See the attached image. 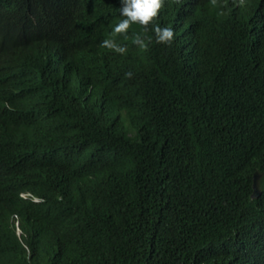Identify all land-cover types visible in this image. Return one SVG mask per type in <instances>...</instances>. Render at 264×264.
I'll use <instances>...</instances> for the list:
<instances>
[{
	"label": "trees",
	"instance_id": "1",
	"mask_svg": "<svg viewBox=\"0 0 264 264\" xmlns=\"http://www.w3.org/2000/svg\"><path fill=\"white\" fill-rule=\"evenodd\" d=\"M119 7L0 0V264H264V0Z\"/></svg>",
	"mask_w": 264,
	"mask_h": 264
},
{
	"label": "clouds",
	"instance_id": "2",
	"mask_svg": "<svg viewBox=\"0 0 264 264\" xmlns=\"http://www.w3.org/2000/svg\"><path fill=\"white\" fill-rule=\"evenodd\" d=\"M163 3L164 0H120V7L118 8V11L121 19L114 26L112 32L126 34L134 24H139L143 26L145 31H147L148 26L151 25V31L153 33V38L155 42L160 44H170L174 39L173 29L169 26H162L158 23H155V19L157 18L163 6ZM83 5H84L83 3L79 5V8L75 16V24L76 27L78 28L80 27V24H82L83 22L82 18L80 17L82 14L81 12ZM17 16L19 21L22 18H24V16L21 14L20 15L17 14ZM100 43L101 46L110 48L116 53L124 54L126 52V47L122 44L116 43L114 40L104 39ZM133 43L137 45L139 48H145L147 46L145 43V38L141 37L140 35H137L134 38ZM43 73H45V71H43L40 76H43L44 75ZM35 75L36 73L34 74V76ZM38 75L39 74H37V76ZM124 76L126 78H132L133 72L126 71L124 73Z\"/></svg>",
	"mask_w": 264,
	"mask_h": 264
},
{
	"label": "water",
	"instance_id": "3",
	"mask_svg": "<svg viewBox=\"0 0 264 264\" xmlns=\"http://www.w3.org/2000/svg\"><path fill=\"white\" fill-rule=\"evenodd\" d=\"M258 192H257V184H256V177H253V194L252 197H257Z\"/></svg>",
	"mask_w": 264,
	"mask_h": 264
},
{
	"label": "bare ground",
	"instance_id": "4",
	"mask_svg": "<svg viewBox=\"0 0 264 264\" xmlns=\"http://www.w3.org/2000/svg\"><path fill=\"white\" fill-rule=\"evenodd\" d=\"M91 4H92V3H91ZM84 5H85V4H84ZM88 10H90V8H88ZM81 16H82V15H81ZM81 16H80V17H81ZM78 21H79V20H78ZM85 29H86V28H85L84 26H80V31H81V32H82V31H85Z\"/></svg>",
	"mask_w": 264,
	"mask_h": 264
}]
</instances>
